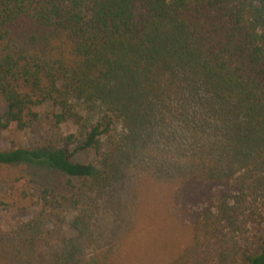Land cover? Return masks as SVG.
<instances>
[{
    "label": "trees",
    "instance_id": "trees-1",
    "mask_svg": "<svg viewBox=\"0 0 264 264\" xmlns=\"http://www.w3.org/2000/svg\"><path fill=\"white\" fill-rule=\"evenodd\" d=\"M0 98V133L31 129L49 106L76 128L62 140L72 155L100 159L0 150V182L32 211L0 264H47L41 229L66 211L71 264H110L91 257L96 208L158 113L193 103L223 133L227 166L170 264H264V0H0Z\"/></svg>",
    "mask_w": 264,
    "mask_h": 264
},
{
    "label": "rangeland",
    "instance_id": "rangeland-1",
    "mask_svg": "<svg viewBox=\"0 0 264 264\" xmlns=\"http://www.w3.org/2000/svg\"><path fill=\"white\" fill-rule=\"evenodd\" d=\"M5 110L0 98V117ZM38 112L40 120L31 129L0 133L1 151L13 146H61L69 151L72 160L98 165L100 159L94 153L72 155V147L62 143L63 138L76 132L71 123L56 125L52 120L54 110L49 106L39 108ZM191 113L182 117L178 108L158 113L151 136L127 158L119 178L109 186L96 208L91 257L110 264H170L189 246L192 215L208 206L219 189L215 181L225 161L227 166V158H221L223 133L216 134L211 115L202 113L194 103ZM12 192L6 183L0 182L3 248L11 244L8 238L16 237L21 226L32 218L29 203H19L18 194ZM261 203L260 199L254 204ZM21 206L26 209L16 210ZM72 216V212L66 211L42 227L46 247L38 254H46L47 264L78 261L69 246L74 237L69 229Z\"/></svg>",
    "mask_w": 264,
    "mask_h": 264
}]
</instances>
